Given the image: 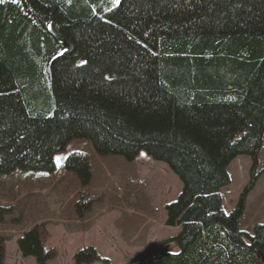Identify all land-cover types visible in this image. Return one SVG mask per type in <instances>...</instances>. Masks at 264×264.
I'll return each mask as SVG.
<instances>
[{
    "label": "trees",
    "instance_id": "obj_1",
    "mask_svg": "<svg viewBox=\"0 0 264 264\" xmlns=\"http://www.w3.org/2000/svg\"><path fill=\"white\" fill-rule=\"evenodd\" d=\"M263 138L264 0L0 2V177L52 173L74 140L164 164L181 186L164 225L179 232L134 264H264V222L239 229ZM237 157L250 160L248 183L225 214L219 191ZM65 169L89 183L85 155ZM45 230L18 239L23 258L54 257ZM99 261L92 249L74 257Z\"/></svg>",
    "mask_w": 264,
    "mask_h": 264
},
{
    "label": "rangeland",
    "instance_id": "obj_2",
    "mask_svg": "<svg viewBox=\"0 0 264 264\" xmlns=\"http://www.w3.org/2000/svg\"><path fill=\"white\" fill-rule=\"evenodd\" d=\"M72 153L85 155L89 162L87 185L65 169ZM250 165L249 158L237 157L228 166L229 185L219 191L225 214L234 209L247 185ZM257 172L259 179L246 198L239 223L248 236L264 222V138ZM180 188L167 166L143 152L126 162L96 155L87 141H71L55 155L52 173L0 177V237L6 238L3 264H36L19 254L17 241L37 225L46 229L44 251L54 252L47 264H74L75 255L86 249L100 260L93 264H134L145 249L179 232L164 225V207L175 201Z\"/></svg>",
    "mask_w": 264,
    "mask_h": 264
},
{
    "label": "snow or ice",
    "instance_id": "obj_3",
    "mask_svg": "<svg viewBox=\"0 0 264 264\" xmlns=\"http://www.w3.org/2000/svg\"><path fill=\"white\" fill-rule=\"evenodd\" d=\"M0 2H2V0H0Z\"/></svg>",
    "mask_w": 264,
    "mask_h": 264
}]
</instances>
